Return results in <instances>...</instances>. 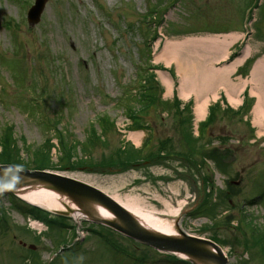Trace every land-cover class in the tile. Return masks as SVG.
<instances>
[{"label": "rangeland", "instance_id": "rangeland-1", "mask_svg": "<svg viewBox=\"0 0 264 264\" xmlns=\"http://www.w3.org/2000/svg\"><path fill=\"white\" fill-rule=\"evenodd\" d=\"M33 1L0 0V133L5 127L12 128L9 142L14 143L21 161L30 165L49 159L47 169L89 184L121 202L133 200L143 212L163 220L170 221L167 207L180 208L173 222L188 235L214 240L226 253L228 264H264V132L260 134L252 125L256 104L251 113L238 117L226 113L220 118L222 111H218L194 146L198 154L201 147L205 152L222 150L226 154L225 172L208 160L200 164L195 158V167L179 161L174 153L179 157L192 153L183 144V134L188 132L196 138L194 108L202 104L205 95L192 92L186 98L180 97V76L175 65L155 61L167 41L221 38L234 33L241 41L232 51V60L239 59L247 48L252 60L243 67V72L247 69L245 76H234L241 63L234 66L228 73L229 85H240L249 76L251 79L256 65L264 64V0H256L250 13L247 0H177L175 6L166 5L157 29L159 38L150 47L151 64L165 69L157 75L167 76L181 101L193 100L191 120L179 129L174 111L167 105L150 111L141 131L129 129L131 121L125 107L130 104L116 105L124 85L135 80L138 50H147L142 32L146 36L149 29L130 28L150 6L158 9L168 4L167 0H97L107 16L98 11L93 0H47L38 24L29 26L26 12ZM208 49L198 55L204 63L213 59ZM232 60L210 64L222 69ZM211 65L209 69H213ZM161 85L162 99L171 101L168 89ZM42 93L40 107L32 104L30 98ZM228 99V105L233 104ZM100 116L108 117L115 128L107 131L106 145L92 146L89 132L94 129L101 135L97 124ZM240 117L251 122L253 130ZM45 118L55 123L66 148L72 146L70 161L85 163L84 168L72 170L59 162L64 155L51 128L43 123ZM47 140L49 149L44 146ZM162 141H168L164 146L168 154L157 166L146 162L121 173L114 169H102L100 173L89 167L106 161L125 143L144 155L160 148ZM203 178L208 184L202 183ZM237 180L238 184L229 183ZM13 203L9 196L0 195V208L7 218L0 228V264H142L141 257L151 260L149 264H166L165 254L147 250L98 225L81 221L79 233L72 237L73 231L58 230L53 224L54 229L42 221L33 224L39 219L21 215ZM44 214V219L75 226L71 219ZM101 236L108 237L113 245L116 242L122 250L117 251L115 245L111 248ZM60 241L73 250L59 252L56 244Z\"/></svg>", "mask_w": 264, "mask_h": 264}, {"label": "bare ground", "instance_id": "bare-ground-1", "mask_svg": "<svg viewBox=\"0 0 264 264\" xmlns=\"http://www.w3.org/2000/svg\"><path fill=\"white\" fill-rule=\"evenodd\" d=\"M239 37V35H228L224 37H208L202 39H188L184 42H172L167 41L164 45L162 52L155 58L156 62H163L165 64L174 63L176 70L180 76V84L178 88V93L180 97L186 98L192 92H198L204 94L205 98L202 104H195L194 116L196 121H203L206 117L207 109L206 104L211 99H215L217 94H225L228 97L229 104L232 106H237L236 111H238L243 104H238L241 97L247 98L248 94L255 98V108L253 111V122L254 128H258L259 133L264 132V64H257L253 69L251 74V79L248 82L241 83L240 85H229L228 75L233 71L234 66L242 63L243 59L249 54V48H247L243 55L235 61H233L229 67L223 66L222 69H216L214 63L219 59L225 57L228 47L233 44ZM210 55L213 59L210 62H202L200 60V51L209 50ZM219 56V57H217ZM217 57L216 60L214 58ZM214 62L213 65L210 63ZM224 64V62H223ZM213 69H209V66ZM229 73V74H228ZM227 78V79H226ZM160 80L163 85L170 91L171 83L167 76L160 75ZM209 91H212L209 93ZM169 93V92H167ZM170 94V93H169ZM235 95H239V99ZM241 96V97H240ZM197 98V96H196ZM210 98V100H208ZM191 103H192V99ZM221 107V106H220ZM231 107H225L223 110L230 109ZM254 106L250 107L248 112L251 113ZM223 113H221L220 118H223ZM136 138V135H134ZM18 194V193H17ZM22 200L30 204H36L37 206L43 207L46 210H62L58 199L59 195L46 192L38 189L26 190L23 193L17 195ZM113 199L130 211L134 216L137 217L139 222L149 230L164 234L166 236H177L176 225L173 222V217L177 216L180 208H168L169 217L167 220L155 217L150 212H143V207L137 204L133 200H128L121 202L113 197ZM64 204L68 207L73 208V205L64 199ZM104 218H109L102 213ZM76 218H78L76 216Z\"/></svg>", "mask_w": 264, "mask_h": 264}, {"label": "trees", "instance_id": "trees-1", "mask_svg": "<svg viewBox=\"0 0 264 264\" xmlns=\"http://www.w3.org/2000/svg\"><path fill=\"white\" fill-rule=\"evenodd\" d=\"M151 12L149 16L152 14ZM148 16V17H149ZM145 18H143V21ZM144 24V23H142ZM138 27V26H137ZM135 28V25L131 24V28ZM250 61H247L244 66L249 65ZM243 69L238 70V74L245 76L247 74V69L243 72ZM138 87L141 92L137 95V97L132 99L131 94L129 93V97H131L132 101H136L138 104V107L135 108L132 104L129 106L125 107V112L128 117V119L131 121V126L130 130H139L143 129V125H145V116L149 114L150 111L156 110L159 107L162 108L164 106L167 107L169 105L170 110H173V116L176 119L177 126L179 129H182L181 127L183 126H188L189 122L191 120V117L189 116V108L191 103H188L184 105L183 109H180V102H178L176 99H174L171 103L163 102L160 99V94H161V88L160 86L155 82L154 76L152 74H146L145 77L142 80H138ZM144 82V84H141V82ZM253 101L251 99L244 98V102L242 107L234 112L230 109L226 110H221L219 102H217L215 105L211 106L209 108V115L208 118L206 119L205 122L201 123L199 125L198 131H199V137L198 138H192L190 134L185 132L183 134V141H184V146L190 150L192 153H186L185 155L182 154L180 155L181 157L178 156L177 153H174L176 158L178 160H184L187 163H191L192 166L195 167L196 162H194L195 158L199 159L200 164H204L205 161H210L211 163L218 168L221 172H225V157L226 154L222 153L220 150L213 149L205 152V149H202L204 147H201L199 150V154L194 151V146L198 140H200L204 134H205V129L210 127V125L213 123V120L215 119L217 112L222 111L223 114L230 113L231 115H234L236 117L240 116V114L247 115L250 107L252 106ZM185 113H188L187 116H185ZM219 113V112H218ZM221 116V115H220ZM97 124L100 128L101 135L98 136L96 131L94 129H90V140L88 141L90 145L94 146L96 144H100L101 146L106 145V134L107 131L114 129L113 122L105 116H101L97 118ZM183 130V129H182ZM12 133V128L11 127H5L0 134V146H1V151H0V165H15L17 167L23 168V169H34V170H45L49 167V159L44 158V161L40 163H35V164H27L21 161L20 154L18 151H16L15 147L13 146L14 143L9 142V138ZM58 139V145L60 146L58 149L61 151L64 155L63 161L59 160L60 163H64V165H68L69 169L74 170L76 168H84L85 163L81 162H76L74 160H71V155L70 153L73 148L72 146L68 145L66 148V144H64V139L63 136L58 133L57 137ZM11 139V138H10ZM168 141H162L158 144L160 148L157 147L153 152H148L143 155L142 150H136L133 151V148L128 146V144L121 145L119 148H116L114 152L112 153L111 157L108 158L106 161L98 163V164H93L90 165L89 167L95 168L97 170H100L99 172H102V169L108 170V169H114L113 171H118L119 173L124 172L126 170L135 168L136 166H141V163H149L152 166H157L158 162L160 159H163L168 153L165 152V145L167 144ZM44 146L49 149V140H47L44 143ZM203 150V153L200 151ZM48 151V150H47ZM139 155V156H138ZM228 157V156H227ZM180 158V159H179ZM158 160V161H157ZM224 166V167H223ZM108 173V172H107ZM207 180L205 178L202 179V182L204 184L206 183ZM16 202V201H15ZM17 204H13V207L15 210L19 211L22 215L26 216H33L37 219L44 220L45 223L50 226L52 224H59L61 225V222H53V221H47L44 219L45 215L44 212L41 210H38L36 208H32L30 206L24 205L23 203L16 202ZM21 204V206H20ZM203 205L201 206L202 209ZM0 213L5 220H0V228L2 225L6 224V216L5 213L2 209H0ZM42 214V216L40 215ZM214 241V240H213Z\"/></svg>", "mask_w": 264, "mask_h": 264}, {"label": "water", "instance_id": "water-1", "mask_svg": "<svg viewBox=\"0 0 264 264\" xmlns=\"http://www.w3.org/2000/svg\"><path fill=\"white\" fill-rule=\"evenodd\" d=\"M46 0H35L28 13V23H38ZM40 189L59 195L64 211L53 214L71 217L74 214L92 223L106 226L116 232L165 253L186 256L193 264H227L222 251L213 243L189 237L178 231L179 237L164 236L145 229L127 210L98 189L75 179L46 171L21 170L15 166H0V193L20 194ZM68 200L73 208L64 204ZM102 213L109 219L104 218ZM30 249H34L32 246Z\"/></svg>", "mask_w": 264, "mask_h": 264}]
</instances>
